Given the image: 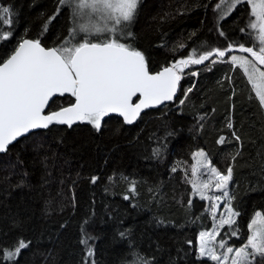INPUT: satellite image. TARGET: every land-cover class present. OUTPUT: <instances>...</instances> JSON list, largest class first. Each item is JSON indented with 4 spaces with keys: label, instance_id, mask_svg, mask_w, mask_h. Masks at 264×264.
I'll use <instances>...</instances> for the list:
<instances>
[{
    "label": "trees",
    "instance_id": "trees-1",
    "mask_svg": "<svg viewBox=\"0 0 264 264\" xmlns=\"http://www.w3.org/2000/svg\"><path fill=\"white\" fill-rule=\"evenodd\" d=\"M216 1L139 0L123 30L122 42L144 54L151 73L235 42L223 61L213 56L215 63L190 65L173 102L131 125L114 116L104 117L100 130L87 122L53 124L0 154V256L28 242L0 264H202L196 241L211 228L210 202L193 194L190 181L193 155L201 151L212 167L233 168L229 191L240 234L225 238L229 246L246 240L250 218L264 213V111L229 57L241 53L240 43L256 45L249 6L217 21ZM0 7L10 8L4 20H13L0 22V35L12 33L0 43V58L21 38L58 46L74 26L59 0H0ZM71 102L55 98L48 112Z\"/></svg>",
    "mask_w": 264,
    "mask_h": 264
},
{
    "label": "snow or ice",
    "instance_id": "snow-or-ice-1",
    "mask_svg": "<svg viewBox=\"0 0 264 264\" xmlns=\"http://www.w3.org/2000/svg\"><path fill=\"white\" fill-rule=\"evenodd\" d=\"M245 2L251 5V16L255 17L254 21L250 19L248 28L258 30V46L240 43L238 50L248 56L231 55L229 59L231 65L243 69L259 104L264 106V70L258 66L264 65V0H227L229 13ZM59 5L71 9L74 25L62 44L48 48L42 46L39 39L21 38L6 58H0V152H5L17 138L33 130L48 129L53 124L71 127L80 121L100 130L102 119L110 113L119 114L125 123L130 124L143 109L173 100L181 73L189 65L202 64L213 56L223 61L226 54L237 47L233 42L225 49L203 51L198 58L190 54L161 71L151 73L144 54L121 40L127 23L135 17L139 0H59ZM220 8L218 4L217 9ZM10 13V8L0 7V22L11 25L10 15L4 20V15ZM245 31L241 29V32ZM96 34H104V38H90ZM127 35L131 36V33ZM220 35L225 33L221 31ZM11 36V30L3 33L0 43L10 40ZM191 74L196 75L195 72ZM191 90L189 88L185 96ZM65 94H70L74 102L46 112L53 97ZM228 127H232L230 122ZM223 142L221 137L218 143ZM194 155L205 158L202 151ZM203 167L205 173H197L194 167L193 174H207L208 178L194 180L192 189L201 199L210 201L214 223L211 229L201 230L197 236V259L202 264L207 261L213 264H253L257 256L264 258V213L257 211L250 218L247 238L240 246H229L225 237L240 234L237 220L240 212L233 207L229 191L233 168L229 166L226 172H222L211 167L210 162L203 163ZM95 179L93 177V181ZM212 188L220 195H208ZM218 202H223L225 211L216 219ZM226 226L228 232L222 236L220 230ZM81 242L87 244V239ZM26 247L28 242L21 239L14 251H5L0 259L14 260ZM91 255L89 249L88 256Z\"/></svg>",
    "mask_w": 264,
    "mask_h": 264
},
{
    "label": "rangeland",
    "instance_id": "rangeland-1",
    "mask_svg": "<svg viewBox=\"0 0 264 264\" xmlns=\"http://www.w3.org/2000/svg\"><path fill=\"white\" fill-rule=\"evenodd\" d=\"M218 4H220L221 5V8L220 9H217V5ZM247 5L249 6V15H250V19L251 20H255V17H253V16H251V5L249 4V3H247ZM213 10H214V12L216 13V18L219 20V19H221L220 17L223 15L224 17H227L230 13H229V10H228V3H227V0H225V3H221V0H217L216 2H215V4L213 5ZM250 21V20H249ZM128 24V23H127ZM97 26H100L99 24L97 25ZM249 30L251 31V34H252V38H253V41H254V43H255V45L256 46H258V40H257V36H258V30H256V31H253L252 29H250L249 28ZM78 35H83V33H79ZM122 35H126V34H122ZM90 38H92V39H96V38H99V39H103L104 38V34H96L95 36H92V35H90ZM121 38H122V36H121ZM236 52V51H235ZM231 55H236V56H248V54H246V53H231ZM230 55V56H231ZM249 59H250V56H249ZM179 60V59H178ZM176 61V60H175ZM175 61H173L172 63H174ZM237 66V65H236ZM260 68H261V70H264L263 68H264V65H258ZM189 67H190V65H189ZM188 67V68H189ZM188 68H186V69H188ZM240 68V67H239ZM185 69V70H186ZM241 69V71L243 72V74H244V71H243V69L242 68H240ZM185 70H184V72L183 73H181V80H182V77H184L185 76ZM245 75V74H244ZM245 77H246V79H247V76L245 75ZM251 86V85H250ZM252 87V86H251ZM254 91V90H253ZM254 94H255V91H254ZM257 97V96H256ZM257 99L259 100V98L257 97ZM261 106V105H260ZM261 108H262V110L264 111V106H261ZM196 153H198V152H196ZM206 158V159H205ZM205 158H201V157H199V156H196V155H193V158H192V162H191V165H190V172H191V176H192V178L190 179V181H191V186H192V182L194 181V180H207V178H208V176H207V174H204V175H194L193 174V168L195 167L196 169H197V173H205V168L203 167V163H206V162H209V160L207 159V157L205 156ZM211 166V165H210ZM212 167V166H211ZM193 194L196 196V197H198V198H201L200 197V195H198L197 193H195L194 191H193ZM208 195H220V193L219 192H216L215 191V189L214 188H212V189H210L209 190V192H208ZM205 201H207L208 203L210 202V201H208V200H205ZM211 207H210V209H209V213H210V216H211V221H212V224H211V227H212V225H213V223H214V219H213V217H212V215H211ZM217 216H216V219H219V214L220 213H222V212H224L225 210H224V208H223V202L221 203V205H219V207L217 208ZM211 229V228H210ZM198 255V254H197ZM253 264H264V258H261V257H259V256H257L256 257V259H255V261L253 262Z\"/></svg>",
    "mask_w": 264,
    "mask_h": 264
},
{
    "label": "water",
    "instance_id": "water-1",
    "mask_svg": "<svg viewBox=\"0 0 264 264\" xmlns=\"http://www.w3.org/2000/svg\"><path fill=\"white\" fill-rule=\"evenodd\" d=\"M161 70H162V69H161ZM161 70H159V71H161ZM157 72H158V71H157ZM153 73H156V72H153ZM178 94H179V85H178L177 93H176V95H175V97H174L173 100H171V101H165V102H163L162 104L155 105V106H152V107H149V108H145V109H143V110L141 111L140 115H139V116H138V117H137L132 123H130V124L125 123L124 120H123V117L119 116V114H117V113H110L108 116H114V117H117L118 119H120V120L122 121V123H123L124 125H131V124L135 123V122L139 119V117L141 116L142 113H144V112H146V111H149V110H155V109H157V108H160V107H162V106H165V105H167V104L173 102L175 99H177ZM66 97H67V98H71V99H72V102H74V98L71 97L70 94H65V95H63V96L56 95L55 97L52 98V100L50 101V103H51V102L53 101V99H55V98H66ZM133 99H134L135 102H138V99H137L136 97H134ZM50 103H49V105H50ZM67 106H69V104H68ZM67 106H64V107H67ZM48 108H49V106L46 108V112H48ZM58 110H59V109H58ZM55 111H56V110H55ZM78 123H80V121L74 123L73 125H76V124H78ZM73 125H72V126H73ZM64 126L69 127L68 125H64ZM44 130H46V129L33 130V131H31L30 133L25 134V135H23L22 137L17 138V140H16V141H13L10 145L14 144V143L17 142L18 140H20V139H22V138H24V137H26V136H28V135H30V134H32V133H35V132H38V131H44ZM10 145H9V146H10ZM9 146H8V147H9ZM2 153H4V152H0V154H2Z\"/></svg>",
    "mask_w": 264,
    "mask_h": 264
},
{
    "label": "crops",
    "instance_id": "crops-1",
    "mask_svg": "<svg viewBox=\"0 0 264 264\" xmlns=\"http://www.w3.org/2000/svg\"><path fill=\"white\" fill-rule=\"evenodd\" d=\"M246 4H247V2H245ZM250 9V8H249ZM225 18V17H224ZM223 18V19H224ZM220 20H222V19H217V21H220ZM245 76V75H244ZM246 78V77H245ZM247 80V79H246ZM248 82V81H247ZM249 84V83H248ZM249 87L251 88V90H252V92L254 93V91H253V89H252V87L250 86V84H249ZM254 96L256 97V95L254 94ZM256 99H257V97H256ZM257 101L259 102V100L257 99Z\"/></svg>",
    "mask_w": 264,
    "mask_h": 264
}]
</instances>
